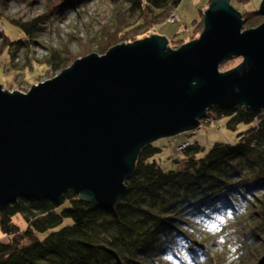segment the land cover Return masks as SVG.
I'll use <instances>...</instances> for the list:
<instances>
[{"label": "water", "instance_id": "95a60500", "mask_svg": "<svg viewBox=\"0 0 264 264\" xmlns=\"http://www.w3.org/2000/svg\"><path fill=\"white\" fill-rule=\"evenodd\" d=\"M203 23L177 48L150 34L78 57L26 92L0 84V209L69 189L111 208L142 146L196 129L212 107L264 110V20L243 28L230 0H210ZM230 57L242 60L219 70Z\"/></svg>", "mask_w": 264, "mask_h": 264}, {"label": "trees", "instance_id": "16d2710c", "mask_svg": "<svg viewBox=\"0 0 264 264\" xmlns=\"http://www.w3.org/2000/svg\"><path fill=\"white\" fill-rule=\"evenodd\" d=\"M6 1L0 0V21L16 27L25 38L19 39L18 34L13 39L7 33L0 54L13 42L17 47L44 30L63 8L83 0L60 4L49 0L45 14L24 21L4 12ZM180 1L112 0V24L103 25L97 37L91 38L97 52L134 41L141 28L166 18ZM240 12L243 28L264 20L258 10ZM203 26L202 18L189 34ZM181 39L175 35L168 46L177 48ZM77 57L72 60L68 53L53 49L43 62L64 69ZM210 115H228L227 124L232 128L238 122L250 125L237 133L236 142L216 141L205 149L194 140L183 147L180 157L172 158L175 167L168 170L150 160L161 146L153 142L142 146L126 189L111 208H99L69 189L57 201L19 197L0 209V230L5 237L0 239V264H162L159 256L165 252L181 260L176 252L181 239L196 264H224L220 255H216L218 261L208 256L212 240L197 242L181 228L190 226L198 213L227 212L232 218L222 229L227 234L224 244L235 243L237 256L225 264H256L264 253V110L250 111L242 105L227 110L212 107L206 117ZM18 214L23 227L14 220Z\"/></svg>", "mask_w": 264, "mask_h": 264}, {"label": "rangeland", "instance_id": "374dc122", "mask_svg": "<svg viewBox=\"0 0 264 264\" xmlns=\"http://www.w3.org/2000/svg\"><path fill=\"white\" fill-rule=\"evenodd\" d=\"M54 1L60 4L63 0ZM208 1L181 0L175 8L177 16L175 22L167 16L154 26L141 28L135 40L150 34H157L164 35L168 43L172 44L173 38L177 35L182 38L178 43L183 44L198 37L203 28L197 27L193 34L189 33L194 24L203 18L202 12H204ZM260 2L261 0H230L232 7L243 12L258 10ZM49 5H51L49 0H7L4 12L11 18L24 21L45 14ZM113 7L112 0L78 1L73 6L63 8L57 17L48 20L44 30L39 31L30 39L24 40L19 46H15V41L13 45L9 46V49L4 47L0 54V84L2 88L26 92L31 84L46 80L59 73L62 68H52L43 62L53 49L60 50L62 55L68 53L69 56H72V60L74 56L81 57L91 52H97L96 41H92L91 38L93 35H98L99 29L103 25L112 24ZM7 33L11 38L16 39L20 31L8 22L1 20L0 45L7 37ZM18 36L19 39L25 38L23 34ZM61 49L68 52H62ZM12 52L14 53L13 57L10 55ZM241 60V57H230L220 64L219 70L225 71L233 68ZM228 119V115L216 118L210 115L203 118L200 125L192 131L155 140L153 143L161 146L162 150L151 155L150 160L158 162L163 169L168 170L175 167L172 158L180 157L183 147L194 140H198L205 149H208L216 141L236 142L237 133L250 124L238 122L236 128H232L227 124ZM231 218L229 212L209 216L198 213L191 218L190 226L184 225L181 229L191 233L197 242H201L203 238L212 240L213 244L209 245L208 256L213 257L216 261L223 259L225 264L235 261L237 256L235 243L224 244V236L227 234L223 233L222 229ZM14 220L21 227L25 225L19 214L14 217ZM3 237L4 233L0 230V239ZM178 244L176 252L181 260L171 252H165L159 256L162 264H196L185 247V240L181 239ZM216 255H220V259ZM201 257H197V259L201 260Z\"/></svg>", "mask_w": 264, "mask_h": 264}, {"label": "built area", "instance_id": "2783aa9c", "mask_svg": "<svg viewBox=\"0 0 264 264\" xmlns=\"http://www.w3.org/2000/svg\"><path fill=\"white\" fill-rule=\"evenodd\" d=\"M168 17H170V19L175 22L176 19H177V16H176V11L175 10H172L169 12L168 14ZM206 118V117H205ZM258 120V117L257 116H254V121H257Z\"/></svg>", "mask_w": 264, "mask_h": 264}, {"label": "crops", "instance_id": "0c3cea01", "mask_svg": "<svg viewBox=\"0 0 264 264\" xmlns=\"http://www.w3.org/2000/svg\"><path fill=\"white\" fill-rule=\"evenodd\" d=\"M208 6V3H207V5H206V7Z\"/></svg>", "mask_w": 264, "mask_h": 264}]
</instances>
